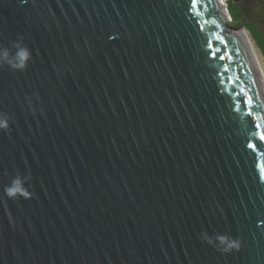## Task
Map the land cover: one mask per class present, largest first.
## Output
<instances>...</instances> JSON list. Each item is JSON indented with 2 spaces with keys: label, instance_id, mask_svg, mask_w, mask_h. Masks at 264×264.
<instances>
[{
  "label": "water",
  "instance_id": "1",
  "mask_svg": "<svg viewBox=\"0 0 264 264\" xmlns=\"http://www.w3.org/2000/svg\"><path fill=\"white\" fill-rule=\"evenodd\" d=\"M224 9L0 0V264H264V92Z\"/></svg>",
  "mask_w": 264,
  "mask_h": 264
},
{
  "label": "trees",
  "instance_id": "2",
  "mask_svg": "<svg viewBox=\"0 0 264 264\" xmlns=\"http://www.w3.org/2000/svg\"><path fill=\"white\" fill-rule=\"evenodd\" d=\"M228 26L246 29L264 57V0H227Z\"/></svg>",
  "mask_w": 264,
  "mask_h": 264
},
{
  "label": "clouds",
  "instance_id": "3",
  "mask_svg": "<svg viewBox=\"0 0 264 264\" xmlns=\"http://www.w3.org/2000/svg\"><path fill=\"white\" fill-rule=\"evenodd\" d=\"M9 56V52L7 49L0 50V58L7 59ZM31 54L30 50L24 46H17V52L15 53V61H8L10 67L16 70H24L27 66V62L30 59ZM6 121L0 120V127H6ZM6 194L9 197H14L17 194L27 196L29 193L23 187L22 182L19 178L14 179L11 185L7 186L5 189ZM216 241L221 245L220 251L227 253L231 252L233 249H239L241 246V242L237 238L229 237L225 234H220L216 237ZM207 242L209 244L213 243L211 239H208Z\"/></svg>",
  "mask_w": 264,
  "mask_h": 264
},
{
  "label": "bare ground",
  "instance_id": "4",
  "mask_svg": "<svg viewBox=\"0 0 264 264\" xmlns=\"http://www.w3.org/2000/svg\"><path fill=\"white\" fill-rule=\"evenodd\" d=\"M217 2L219 4V8L221 9V11L225 12L223 0H217ZM240 35H241V37H242V39H243V41L247 47V51H248V53L252 59L253 66H254V68H255L258 76H259V81L261 83V86H262L263 92H264V72L262 71V68L260 67L259 60L257 58H256L257 60H254L253 46H252L251 42L249 41L247 34L244 31H242V32H240Z\"/></svg>",
  "mask_w": 264,
  "mask_h": 264
},
{
  "label": "rangeland",
  "instance_id": "5",
  "mask_svg": "<svg viewBox=\"0 0 264 264\" xmlns=\"http://www.w3.org/2000/svg\"><path fill=\"white\" fill-rule=\"evenodd\" d=\"M224 4L226 5L227 0H223ZM227 8V5H226ZM228 10V9H227ZM230 22V19L228 18L226 20V25L228 26V23ZM248 36L249 41L251 42L253 46V57L254 60H259L260 67L262 68V71L264 72V57L262 55V52L260 48L258 47L257 43L255 42L254 38L250 35V33L246 29H242ZM257 58V59H256Z\"/></svg>",
  "mask_w": 264,
  "mask_h": 264
},
{
  "label": "snow or ice",
  "instance_id": "6",
  "mask_svg": "<svg viewBox=\"0 0 264 264\" xmlns=\"http://www.w3.org/2000/svg\"><path fill=\"white\" fill-rule=\"evenodd\" d=\"M237 79H239V77H238ZM243 92H244V89L241 88V89H240V93H237V95H241ZM250 100H251V98H245V99H244V103H245V104L250 103ZM238 104H239V101H238ZM256 127H259V125H257Z\"/></svg>",
  "mask_w": 264,
  "mask_h": 264
}]
</instances>
